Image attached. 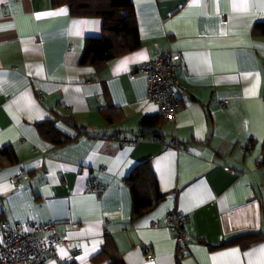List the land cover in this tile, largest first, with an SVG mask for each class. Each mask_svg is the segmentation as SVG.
I'll return each instance as SVG.
<instances>
[{
	"label": "crops",
	"instance_id": "crops-1",
	"mask_svg": "<svg viewBox=\"0 0 264 264\" xmlns=\"http://www.w3.org/2000/svg\"><path fill=\"white\" fill-rule=\"evenodd\" d=\"M133 2L140 46L98 69L80 57L101 17L0 0V149L17 155L0 156V223L55 222L48 264H264V0ZM164 50L181 67L176 116L162 121L141 65ZM143 163L164 198L136 215L129 176ZM169 213L187 217L182 252Z\"/></svg>",
	"mask_w": 264,
	"mask_h": 264
},
{
	"label": "built area",
	"instance_id": "built-area-1",
	"mask_svg": "<svg viewBox=\"0 0 264 264\" xmlns=\"http://www.w3.org/2000/svg\"><path fill=\"white\" fill-rule=\"evenodd\" d=\"M178 56L170 51H162L155 59H150L141 65V70L148 78L149 98L159 102L165 118L173 119L176 116L179 99L177 89L180 86L178 70L181 67ZM226 104V102H223ZM141 141L140 137L124 138L121 143L135 144ZM172 145L181 148L178 141H171ZM27 174L25 167H18L14 180H19ZM92 185L104 189L106 186L94 178ZM186 215L183 213H169L166 216L169 226L175 232L179 251H184L190 240L191 233L186 227ZM159 224V222H157ZM39 232L50 233L51 239L37 237ZM61 240L56 235V224L53 221H33L27 224L18 223L9 225L0 223V264H48L46 254L53 251ZM147 258L152 260L155 255L153 249L145 246Z\"/></svg>",
	"mask_w": 264,
	"mask_h": 264
},
{
	"label": "trees",
	"instance_id": "trees-1",
	"mask_svg": "<svg viewBox=\"0 0 264 264\" xmlns=\"http://www.w3.org/2000/svg\"><path fill=\"white\" fill-rule=\"evenodd\" d=\"M64 1L70 4L73 13L99 16L103 20L104 34L88 38L85 51L80 57L81 64H92L101 69L110 59L140 46L139 26L133 0ZM257 28L264 30V23L257 24ZM160 117V120L163 121L162 114ZM144 122H148V117ZM39 126L43 133L55 143L65 142V133L58 130L52 122H41ZM1 155L9 161L1 163L4 167L17 161V155L10 148L0 149ZM129 181L133 189L136 215L145 213L164 198L163 192L158 188L157 177L148 163H143L135 168L129 176ZM117 261L118 264L124 262L121 259Z\"/></svg>",
	"mask_w": 264,
	"mask_h": 264
}]
</instances>
